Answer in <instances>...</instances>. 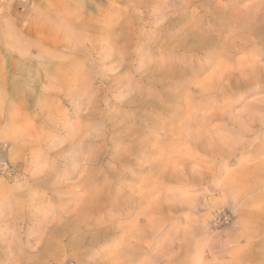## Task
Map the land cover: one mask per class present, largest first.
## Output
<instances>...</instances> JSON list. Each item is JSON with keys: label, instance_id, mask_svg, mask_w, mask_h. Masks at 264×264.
<instances>
[{"label": "rangeland", "instance_id": "374dc122", "mask_svg": "<svg viewBox=\"0 0 264 264\" xmlns=\"http://www.w3.org/2000/svg\"><path fill=\"white\" fill-rule=\"evenodd\" d=\"M0 264H264V0H0Z\"/></svg>", "mask_w": 264, "mask_h": 264}]
</instances>
